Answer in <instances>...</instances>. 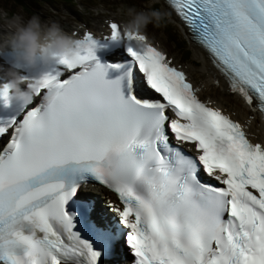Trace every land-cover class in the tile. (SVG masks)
Returning a JSON list of instances; mask_svg holds the SVG:
<instances>
[{
    "label": "snow or ice",
    "instance_id": "snow-or-ice-1",
    "mask_svg": "<svg viewBox=\"0 0 264 264\" xmlns=\"http://www.w3.org/2000/svg\"><path fill=\"white\" fill-rule=\"evenodd\" d=\"M169 4L230 91L264 112V0ZM110 28L56 60L38 106L12 103L0 87V135L14 128L0 150V264H111L129 254L132 264H264V143L202 101L145 36ZM122 40L125 59L97 60L98 48ZM90 181L117 195L122 208H108L118 219L81 193Z\"/></svg>",
    "mask_w": 264,
    "mask_h": 264
},
{
    "label": "clouds",
    "instance_id": "clouds-1",
    "mask_svg": "<svg viewBox=\"0 0 264 264\" xmlns=\"http://www.w3.org/2000/svg\"><path fill=\"white\" fill-rule=\"evenodd\" d=\"M121 22L123 33L145 36L149 25L160 28L168 22V13L154 7L138 10L130 7ZM0 29L7 31V38L0 41V58L11 55L13 63H0V79L7 90L6 99L15 104L28 105L34 100L47 71L38 76H27L21 71L22 65L35 66L37 58L50 66L58 58L74 59L78 52V39L65 32L56 21H45L37 14L25 18L21 14L9 15L0 7ZM143 41L141 43H147Z\"/></svg>",
    "mask_w": 264,
    "mask_h": 264
},
{
    "label": "rangeland",
    "instance_id": "rangeland-1",
    "mask_svg": "<svg viewBox=\"0 0 264 264\" xmlns=\"http://www.w3.org/2000/svg\"><path fill=\"white\" fill-rule=\"evenodd\" d=\"M0 0V5L5 7V10H8L9 4L5 1ZM76 2H80V0H75ZM92 2V5L89 7H82L79 5V7L76 6H68L61 3L55 4L51 7V9L46 5H37L29 8V12H26L24 9H21V7L14 8L15 13L14 14H21L25 18L30 17L33 14H37L41 17L42 20L45 21H56L64 27L73 29L76 27L77 24H81L83 21H87L88 25H91L93 27L100 26V24L103 23L102 18L103 17H115L120 19H125V11L126 9L130 7H134L138 10H146L148 7V4H150V0H147L144 4L141 2V0L135 1V0H127L126 3H123V0H114V3H111V0H88ZM119 1L121 3H119ZM154 4V8L161 9L160 2L156 1L151 4V6ZM95 5H98V7L95 8ZM93 8V9H91ZM69 9H72L74 11L67 14V11ZM48 11V12H44ZM12 14V15H14ZM165 29V32H172L175 31L176 35L181 39L182 37H185L187 40L188 47L190 49V60H192L193 52L192 47L189 43V38L187 37V34L184 33L183 29L180 25L175 23L173 19L168 18V22L160 27L155 28L151 25H149L147 31L152 32L154 35L155 40L160 42L169 53L174 52V49L171 45L168 44V42L165 39V34L163 33V30ZM8 33L6 30L0 32V39L7 38ZM172 54V53H171ZM173 55V54H172ZM178 57V56H177ZM190 64V63H188ZM187 64V65H188ZM195 66V65H194ZM209 94L211 97L216 98L217 101H224L226 104H241V101L238 97L235 95H230L227 92H224L217 86H215L213 89L206 90L205 93L202 95Z\"/></svg>",
    "mask_w": 264,
    "mask_h": 264
},
{
    "label": "bare ground",
    "instance_id": "bare-ground-1",
    "mask_svg": "<svg viewBox=\"0 0 264 264\" xmlns=\"http://www.w3.org/2000/svg\"><path fill=\"white\" fill-rule=\"evenodd\" d=\"M156 1L160 2L161 10L167 12L169 18L173 19L175 23H178L181 27H183V24L178 21V18L176 17L174 12L165 4L164 0H150V4H148V7ZM153 6L154 4L151 7ZM100 28L101 27H99L98 29ZM1 31H4V29H0V32ZM183 31L187 34L186 28L183 27ZM189 43L192 47L193 52V64L187 65L185 67V70L187 71L189 78L196 86L198 93L203 94L206 92V90L213 89L216 86L214 82L217 83V81L219 82L217 83V87L227 92L228 86L226 84V81L223 76L220 75L219 71L214 67L208 54L191 39L189 40ZM160 46L164 48L163 45L160 44ZM173 62H178V59L175 56L173 57ZM194 64L196 66H194ZM216 104L219 106H226V103L224 101H216ZM230 108L232 111H235L234 116L241 120V122L245 125L246 130L250 133V136L254 140H263L262 132L264 130V123L260 120V116L258 113L251 110L249 108V105H246L242 101L241 104H230ZM93 190L96 194H98L99 191L105 192L101 187L98 186L94 187Z\"/></svg>",
    "mask_w": 264,
    "mask_h": 264
},
{
    "label": "trees",
    "instance_id": "trees-1",
    "mask_svg": "<svg viewBox=\"0 0 264 264\" xmlns=\"http://www.w3.org/2000/svg\"><path fill=\"white\" fill-rule=\"evenodd\" d=\"M6 3L11 6L14 5H21L22 7L26 8L32 5H45L49 4L52 5L53 3H71V0H3ZM138 1V0H135ZM145 1V0H143ZM12 3V4H11ZM12 5V6H14ZM166 33V39L169 42V44L176 48L177 51H182L183 58H189L190 57V50L187 46V40L185 38L179 39V37L176 35L175 31L172 32H165Z\"/></svg>",
    "mask_w": 264,
    "mask_h": 264
}]
</instances>
